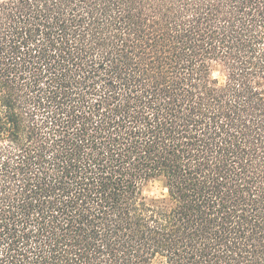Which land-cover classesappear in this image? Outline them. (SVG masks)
<instances>
[{"label":"trees","instance_id":"obj_1","mask_svg":"<svg viewBox=\"0 0 264 264\" xmlns=\"http://www.w3.org/2000/svg\"><path fill=\"white\" fill-rule=\"evenodd\" d=\"M0 264H264V0H0Z\"/></svg>","mask_w":264,"mask_h":264},{"label":"rangeland","instance_id":"obj_2","mask_svg":"<svg viewBox=\"0 0 264 264\" xmlns=\"http://www.w3.org/2000/svg\"><path fill=\"white\" fill-rule=\"evenodd\" d=\"M163 185L160 181H154L149 184L147 188V194L151 197H159L164 193Z\"/></svg>","mask_w":264,"mask_h":264}]
</instances>
